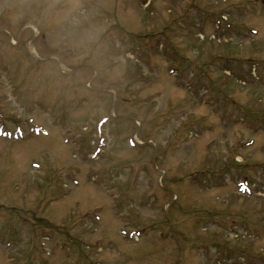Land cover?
<instances>
[{
	"label": "rangeland",
	"instance_id": "obj_1",
	"mask_svg": "<svg viewBox=\"0 0 264 264\" xmlns=\"http://www.w3.org/2000/svg\"><path fill=\"white\" fill-rule=\"evenodd\" d=\"M0 264H264V0H0Z\"/></svg>",
	"mask_w": 264,
	"mask_h": 264
}]
</instances>
